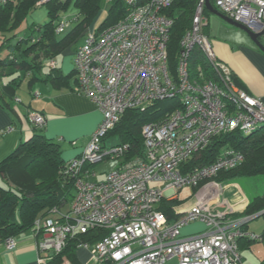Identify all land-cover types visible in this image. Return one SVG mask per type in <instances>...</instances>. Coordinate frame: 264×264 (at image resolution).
I'll return each mask as SVG.
<instances>
[{
  "label": "built area",
  "instance_id": "built-area-1",
  "mask_svg": "<svg viewBox=\"0 0 264 264\" xmlns=\"http://www.w3.org/2000/svg\"><path fill=\"white\" fill-rule=\"evenodd\" d=\"M9 1L0 0V6ZM122 1L128 8L123 18L86 33L74 53L76 92L96 105L101 118L79 155L64 162V174L74 180L69 212L53 208L57 218L34 222L31 232L39 236L38 264L61 252L76 234L97 228L105 230V236L79 247L89 249L101 264H167L172 258L177 264H242L238 240L261 241V237L241 230L240 222L229 218L223 184L215 179L242 164L244 155L225 149L209 164L192 169L185 164L222 133L250 134L264 127V105L238 88L230 68L218 61L204 33L205 0L197 1L179 42L174 76L167 57L172 20L163 13L172 0ZM213 5L250 29L264 26V0H213ZM76 19L62 18L56 33L62 34ZM195 52L206 59L214 79L202 82L191 77L189 63ZM47 65L56 67L53 60ZM166 99H177L179 106L143 125L144 157L124 161L103 180L94 179L91 166L110 158L123 160L129 150L128 144L108 146L103 141L123 113ZM28 121L35 129L46 125L34 111L28 113ZM184 187L196 190L195 198L187 208H176L179 216L168 222L158 203L177 198ZM193 222L205 229L183 235V228ZM2 244L12 251L17 239L9 237Z\"/></svg>",
  "mask_w": 264,
  "mask_h": 264
},
{
  "label": "trees",
  "instance_id": "trees-1",
  "mask_svg": "<svg viewBox=\"0 0 264 264\" xmlns=\"http://www.w3.org/2000/svg\"><path fill=\"white\" fill-rule=\"evenodd\" d=\"M40 1L10 0L0 6V34L6 36L0 45V51L6 49V54L0 56V106L10 113L15 111L16 93L24 81L29 86L44 82L56 90L67 88L75 90L69 83L75 76L74 68L63 74L57 66L56 59L76 41L78 36L83 35L85 28L98 15L105 0H45L38 4ZM106 1L109 8L104 21L97 27L99 31L119 22L128 10L122 0ZM145 1L139 0V3ZM197 1L172 0L171 7L163 11L172 20L167 42V57L169 71L173 76L180 50L179 42L190 26ZM210 1L213 5V0ZM39 6H45L47 22L42 25L32 24L29 26L28 34L17 35L16 31L20 24ZM70 8L75 10V15L67 16ZM204 15L206 17L209 15L205 9ZM75 16L77 19L71 24L72 29L66 34L64 31L62 33L64 35L60 37L61 34H57L56 29L62 18ZM14 38L16 41L9 44ZM51 60L56 63L55 68L47 65ZM189 69L191 77L200 78L202 82L214 79L198 52L192 55ZM4 79L5 83L2 82ZM232 79L240 86L234 75ZM75 82L77 86L76 77ZM178 106L177 99H166L154 101L142 109L127 110L103 141L117 136L118 144L124 143L129 146L124 161H131L135 157L142 158L143 125L157 122ZM225 149L241 152L244 155V162L232 170L221 172L216 181L224 183L242 177L264 175V127L250 134H243L239 130L222 133L214 137L207 148L194 155L185 166L192 169L209 164ZM63 170L64 160L59 145L46 137L42 130L35 128L28 140L19 143L9 156L0 162V242L32 230L35 220L49 217L53 208L59 210L71 201L74 195V180L70 175L64 174ZM182 203L184 201L177 198H164L159 201L158 209L166 215L168 222H172L179 216L175 209ZM262 210L264 191L249 201L242 215L250 216ZM105 234V230L99 228L85 234L78 233L66 242L61 252L53 254L45 264H62L65 258H72L74 251L82 243L92 245ZM260 237L262 241L263 236ZM248 241L257 242L251 239Z\"/></svg>",
  "mask_w": 264,
  "mask_h": 264
},
{
  "label": "crops",
  "instance_id": "crops-1",
  "mask_svg": "<svg viewBox=\"0 0 264 264\" xmlns=\"http://www.w3.org/2000/svg\"><path fill=\"white\" fill-rule=\"evenodd\" d=\"M206 25L204 33L210 38L218 61L230 68L240 84V86L236 84L238 88L249 96L260 99L264 105V54L253 44L229 43L213 37V26L210 28L208 17ZM4 37H6L4 34H0V45L3 43ZM12 43L13 41L9 44ZM5 50V48L1 49L0 56L6 54ZM56 62L63 74L73 70V58H60V60L57 58ZM5 81L6 79L2 80L3 83ZM69 83L75 89V76ZM23 85H25L24 88H22ZM15 100V111L12 113L0 106V162L6 159L19 143L31 137L33 128L26 119L30 110L43 115L46 125L42 133L59 145L64 161L77 156L83 150L101 118L96 105L86 97L69 88L56 90L49 83L38 82L29 86L24 81L17 90ZM78 140H80L79 144ZM238 179L219 183L235 189L239 187ZM251 199L242 190L226 199L231 211L229 218L240 222L241 230L249 234L263 236V240L260 242H250L246 238L238 240L242 264H264V210L250 216L242 215ZM190 203L191 201L186 203L184 201L178 208L185 209ZM62 208L59 209V212L66 213L67 211ZM58 216V214H51L49 217L57 218ZM204 229V224L193 222L183 228L182 234L191 235ZM16 239L17 244L12 251L5 250L0 242V264H38L40 253L37 249V242L39 236L28 231L20 234ZM71 259L65 258L62 264L97 263L92 258L90 250L81 247L74 251Z\"/></svg>",
  "mask_w": 264,
  "mask_h": 264
},
{
  "label": "rangeland",
  "instance_id": "rangeland-1",
  "mask_svg": "<svg viewBox=\"0 0 264 264\" xmlns=\"http://www.w3.org/2000/svg\"><path fill=\"white\" fill-rule=\"evenodd\" d=\"M211 2V1H210ZM109 8V4L107 3V1L105 0L101 6V9L98 12V15L96 16V18L93 20V22L85 28L83 34L88 33L91 30H95L97 29V27L104 21L107 11ZM71 15H75V10L70 8L67 11V16H71ZM48 17H47V13H46V8L45 6H39L36 7L32 12H30L27 17L25 18V20L20 24L17 32L22 33L23 34H28L30 32V27L32 24H36V25H42L45 22H47ZM208 21H209V25L210 28H213V37L218 38V39H222L225 41H228L229 43H246V44H253L255 45L249 38V36L243 32L242 30H239L233 26L228 25L227 23H225L223 20H221L219 17L213 15V14H209L208 15ZM217 26V27H216ZM224 26L228 27L229 29H225ZM72 25L68 26L67 29L65 30L66 32L64 34H66L69 30L72 29ZM25 32V33H24ZM64 34H61V36H63ZM21 36V35H19ZM83 35L78 36V38L76 39V41L69 46L58 58L60 60V58H73V53L75 52L76 49H78L82 43H83ZM11 41L15 42V38L12 39ZM259 42L261 43V45L264 47V35L261 36V38H259ZM203 63L206 65V59L205 58H201ZM25 85H23L22 88H24ZM147 105L143 104L141 105L140 108H145ZM81 140V139H80ZM80 140H78V144L80 143ZM119 143V140L117 138V136H114L110 139H108L106 141V145L110 146V145H116ZM120 160L118 159H106L98 164L93 165L92 167H90V171L95 172V177L94 179L96 180H103L105 178V175L108 173H111L112 171H114L118 166H119ZM237 183L240 187V189H238L237 187L235 189L231 188V186L227 187L225 185H222L223 187V192H222V199L226 201V199H229L231 196L234 195L235 192L240 193V190L243 191V193L248 197V198H253L256 197L258 195H261L264 191V175H257L254 177H242L239 178L237 180ZM151 185H155V186H162L160 183L158 184H154L151 183ZM233 190V191H232ZM178 199H180L181 201H185V203L187 201H191L192 199L195 198L196 195V190L191 189L189 187H184L181 190L178 191ZM227 202V201H226ZM227 204L229 205V203L227 202ZM70 207V202H68L65 206H63V210L68 211ZM255 223V222H252ZM262 244V243H260ZM95 264V263H93ZM96 264H101V263H96ZM167 264H177V259L176 258H172L169 261H167Z\"/></svg>",
  "mask_w": 264,
  "mask_h": 264
},
{
  "label": "water",
  "instance_id": "water-1",
  "mask_svg": "<svg viewBox=\"0 0 264 264\" xmlns=\"http://www.w3.org/2000/svg\"><path fill=\"white\" fill-rule=\"evenodd\" d=\"M205 9L209 14H213L217 17H219L221 20H223L225 23H227L230 26H233L239 30H242L243 32H245L250 40L255 44V46L264 54V47L261 45V43L259 42V38H261V36L264 35V26L260 23L257 25L256 28L254 29H250L240 23H237L231 19H229L228 17H226L225 15H223L222 13H220L218 10H216L210 0H205Z\"/></svg>",
  "mask_w": 264,
  "mask_h": 264
},
{
  "label": "clouds",
  "instance_id": "clouds-1",
  "mask_svg": "<svg viewBox=\"0 0 264 264\" xmlns=\"http://www.w3.org/2000/svg\"><path fill=\"white\" fill-rule=\"evenodd\" d=\"M43 3V2H42ZM41 4V3H40ZM213 6V5H212ZM214 7V6H213ZM215 8V7H214ZM216 9V8H215ZM206 10V9H205ZM217 10V9H216ZM221 13V12H220ZM224 15V14H223ZM207 18V17H206ZM205 28V27H204ZM95 31H99V30H97V29H95ZM85 37V34H83V38ZM208 37V36H207ZM209 38V37H208ZM209 40H210V38H209ZM75 53V52H74ZM73 59H74V57H73ZM206 66V65H205ZM73 68H74V66H73ZM233 75V74H232ZM76 77V76H75ZM77 87V86H76ZM75 91H76V88H75ZM77 93V92H76ZM78 94V93H77ZM80 95V94H79ZM139 109H141V108H139ZM31 111H33V110H30L29 112H31ZM28 112V113H29ZM34 112H37V111H34ZM28 113H27V120H28ZM39 113V112H38ZM41 114V113H40ZM42 115V114H41ZM43 116V115H42ZM28 123H29V121H28ZM30 124V123H29ZM31 126V125H30ZM32 127V126H31ZM32 128H34V127H32ZM36 130H43V129H36ZM142 138V137H141ZM105 144H106V142H104ZM79 155V154H78ZM77 155V156H78ZM76 157V156H75ZM71 159V158H70ZM66 161V160H65ZM64 161V162H65ZM120 162H122L121 164H123V162H124V159L123 160H120ZM120 163H119V165H121ZM92 167V166H91ZM119 167V166H118ZM74 196V195H73ZM73 198V197H72ZM72 198H71V200H72ZM176 199V198H175ZM70 203H71V201H70ZM69 209H70V207H69ZM69 212V210L67 211V213ZM31 231V230H30Z\"/></svg>",
  "mask_w": 264,
  "mask_h": 264
},
{
  "label": "bare ground",
  "instance_id": "bare-ground-1",
  "mask_svg": "<svg viewBox=\"0 0 264 264\" xmlns=\"http://www.w3.org/2000/svg\"><path fill=\"white\" fill-rule=\"evenodd\" d=\"M224 190V189H223ZM233 191V190H232ZM243 196V195H242Z\"/></svg>",
  "mask_w": 264,
  "mask_h": 264
}]
</instances>
